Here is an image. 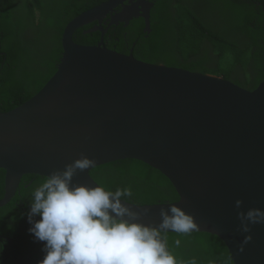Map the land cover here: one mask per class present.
Instances as JSON below:
<instances>
[{"label":"water","instance_id":"water-1","mask_svg":"<svg viewBox=\"0 0 264 264\" xmlns=\"http://www.w3.org/2000/svg\"><path fill=\"white\" fill-rule=\"evenodd\" d=\"M127 1L107 0L73 18L55 73L33 97L0 112V169L6 172L0 209L26 174L47 177L87 156L92 166L77 170L72 183L94 186L93 168L134 158L170 179L181 196L173 203L197 224L191 232L220 237L234 264H264V224L252 225L245 243L248 233L239 230L237 215L264 209V80L249 90L218 75L107 48L104 35L121 22L142 16L150 32L154 4ZM94 22L86 32L100 31V42H75V32ZM126 203L140 221L158 225L161 207L171 202Z\"/></svg>","mask_w":264,"mask_h":264},{"label":"trees","instance_id":"trees-1","mask_svg":"<svg viewBox=\"0 0 264 264\" xmlns=\"http://www.w3.org/2000/svg\"><path fill=\"white\" fill-rule=\"evenodd\" d=\"M105 1L0 0V112L21 105L47 83L57 69L55 62L63 55L66 25ZM95 25L96 22L78 29L74 41L98 44L101 32H86ZM142 28V22L136 21L126 28L122 24L113 26L105 40L117 37L123 45L129 41L132 46ZM106 47L113 49L109 43ZM142 47L146 48L144 54L139 52ZM137 48V59L208 74H214L220 59L230 53L233 67L223 78L232 81L235 72L243 73L247 78L235 82L252 90L264 80V0H157L151 33L137 42ZM115 50L124 51V47ZM5 174L0 169V199L5 194ZM91 175L112 191L130 187L133 196L127 201L136 204L181 199L163 172L138 159L97 166ZM46 178L24 175L15 197L0 209V264H38L43 259V243L28 231L27 213L32 190ZM166 236L168 249L178 264H191L192 260L196 264H234L228 247L214 234L167 232ZM176 240L180 241L178 247Z\"/></svg>","mask_w":264,"mask_h":264},{"label":"clouds","instance_id":"clouds-1","mask_svg":"<svg viewBox=\"0 0 264 264\" xmlns=\"http://www.w3.org/2000/svg\"><path fill=\"white\" fill-rule=\"evenodd\" d=\"M81 156L64 170H55L31 192L28 231L43 243V259L38 264H178L167 246L168 231L190 233L197 229L191 214L175 203L160 209L158 225L145 224L126 201L130 187L115 191L95 184H73L77 170L92 166ZM242 200L235 201L240 209ZM239 230L264 224V209L249 208L237 213ZM176 246L180 241H175ZM3 242H0V250ZM191 264H196L195 260Z\"/></svg>","mask_w":264,"mask_h":264},{"label":"flooded vegetation","instance_id":"flooded-vegetation-1","mask_svg":"<svg viewBox=\"0 0 264 264\" xmlns=\"http://www.w3.org/2000/svg\"><path fill=\"white\" fill-rule=\"evenodd\" d=\"M139 0H129V1H127L125 4H127V5H132V4H134V3H136V2H138ZM150 2H152L154 5L152 6V8H151V10H150V32H145V27H146V20H145V18L144 17H142V16H138V17H135V18H133L131 21H130V23L127 25V26H125L124 25V23H119L118 25H113L114 27H119V26H121V24L126 28V27H128L130 24H131V22L132 21H136V22H142V24H143V28H142V32L138 35V37H137V41L136 42H134L133 43V45L132 46H130V42L129 41H127L124 45H123V43L121 42V40L119 39V38H115V40L114 41H111V40H105V35H107V33H108V31H109V29L111 28V27H113V26H111V27H109L108 28V31L106 32V34L104 35V46H106V43H109V44H111L112 45V47H113V50H115V49H117L118 48V46H122V47H124V51H120L121 53H124V54H130L131 52H132V54L134 55V52H135V50L136 49H138L137 48V42L138 41H140V40H142V37H146L147 38V36H148V33H151V24H152V15H153V9H154V7H155V3L157 2V0H149ZM123 9V6H119L117 9H116V12H120L121 10ZM111 17H112V14H108L105 18H104V20H103V25H104V27H107V25H108V23L110 22V20H111ZM97 24H98V22H96ZM108 38H111V35H108ZM100 40H101V38H100ZM106 41V42H105ZM108 41V42H107ZM100 42V41H99ZM108 48V47H107ZM110 49V48H109ZM119 51V50H118ZM142 51V52H141ZM141 51H139L141 54H144L145 53V51H146V48L145 47H142L141 48ZM135 57V56H134ZM59 62H55V65L57 66V64H58ZM247 78V76L245 75V74H243V73H237V72H235L234 74H233V76H232V81H239V80H244V79H246ZM237 82H235V83H237Z\"/></svg>","mask_w":264,"mask_h":264},{"label":"rangeland","instance_id":"rangeland-1","mask_svg":"<svg viewBox=\"0 0 264 264\" xmlns=\"http://www.w3.org/2000/svg\"><path fill=\"white\" fill-rule=\"evenodd\" d=\"M179 10L182 12L183 8L179 7ZM182 14L184 15L185 12H183ZM233 63L234 62L232 54H226L220 59V62L218 63L217 67H215L216 70H214V75H218L221 77L226 76V73H228L232 69Z\"/></svg>","mask_w":264,"mask_h":264}]
</instances>
